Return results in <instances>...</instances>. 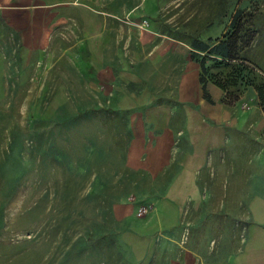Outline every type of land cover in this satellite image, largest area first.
Wrapping results in <instances>:
<instances>
[{
  "label": "crops",
  "instance_id": "crops-1",
  "mask_svg": "<svg viewBox=\"0 0 264 264\" xmlns=\"http://www.w3.org/2000/svg\"><path fill=\"white\" fill-rule=\"evenodd\" d=\"M146 2L0 0V45L17 48L12 61L35 82L36 64H50L45 88L58 89L52 95L65 94L67 78L77 80L78 112H93L92 189L136 262L264 264L256 169L244 183L237 168L225 166L238 133L264 120L246 117L245 97L225 103L210 82L205 98L189 45L154 22L137 27ZM5 54L0 78L13 69ZM251 137L259 152L260 136ZM139 204L147 207L141 217Z\"/></svg>",
  "mask_w": 264,
  "mask_h": 264
},
{
  "label": "rangeland",
  "instance_id": "rangeland-1",
  "mask_svg": "<svg viewBox=\"0 0 264 264\" xmlns=\"http://www.w3.org/2000/svg\"><path fill=\"white\" fill-rule=\"evenodd\" d=\"M147 2L137 27L154 22L161 33L189 47L193 39L221 37L233 12L246 11L255 37L245 56L264 76V0ZM0 53L17 59L12 45H0ZM10 63L12 72L0 78V264H141L120 237L121 228L110 221V208L100 207L101 192L92 189L93 112H78L77 80L67 78L65 94L52 95L58 89L48 93L45 88L50 64H36L41 77L35 82L32 74L21 72L18 61ZM208 64L211 73L225 71ZM53 66L62 70L61 63ZM240 92L236 102L245 97L246 117L264 120L254 89L246 86ZM249 131L238 133L241 139L231 145L225 166L237 168L244 183L255 167L264 192V125ZM253 135L260 136L259 152Z\"/></svg>",
  "mask_w": 264,
  "mask_h": 264
},
{
  "label": "trees",
  "instance_id": "trees-1",
  "mask_svg": "<svg viewBox=\"0 0 264 264\" xmlns=\"http://www.w3.org/2000/svg\"><path fill=\"white\" fill-rule=\"evenodd\" d=\"M251 22L252 17L246 11L235 10L221 37L192 40L190 59L199 65V82L205 98L209 99L206 92L209 82L224 92V102L229 105L238 100L241 89L249 86L254 89L264 110V76L259 75L245 56L255 37ZM208 63L225 71L211 73Z\"/></svg>",
  "mask_w": 264,
  "mask_h": 264
},
{
  "label": "built area",
  "instance_id": "built-area-1",
  "mask_svg": "<svg viewBox=\"0 0 264 264\" xmlns=\"http://www.w3.org/2000/svg\"><path fill=\"white\" fill-rule=\"evenodd\" d=\"M146 211H147V207H144V206H141L139 209H138V215L139 216H142V215H144L145 213H146Z\"/></svg>",
  "mask_w": 264,
  "mask_h": 264
}]
</instances>
